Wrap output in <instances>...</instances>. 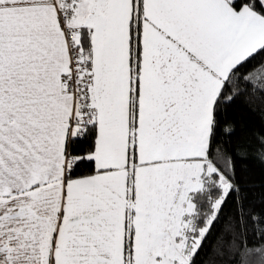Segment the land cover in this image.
Wrapping results in <instances>:
<instances>
[{
    "label": "snow or ice",
    "instance_id": "6c2138e0",
    "mask_svg": "<svg viewBox=\"0 0 264 264\" xmlns=\"http://www.w3.org/2000/svg\"><path fill=\"white\" fill-rule=\"evenodd\" d=\"M258 56L264 0H0V264H264Z\"/></svg>",
    "mask_w": 264,
    "mask_h": 264
},
{
    "label": "trees",
    "instance_id": "16d2710c",
    "mask_svg": "<svg viewBox=\"0 0 264 264\" xmlns=\"http://www.w3.org/2000/svg\"><path fill=\"white\" fill-rule=\"evenodd\" d=\"M264 62V56H258L245 71L259 66ZM259 69H257L258 71ZM248 100L250 104L243 101ZM264 107V98L257 96L242 98L241 102H237L221 114L222 122L231 123L235 126L234 132L224 133L221 131L218 134L220 145H227L229 149L241 144L255 145L256 137L264 135V118L261 117L260 109ZM237 174L240 180V185L245 189L248 200L254 202L257 207L261 206L264 201V166H261L258 160L249 159L243 165L237 164ZM235 211V204L231 201L228 207L224 209V215L229 216ZM221 225L217 224L213 232V238H210L209 245L212 244V239L220 232ZM208 249H206V252ZM201 260L207 264V256L201 254Z\"/></svg>",
    "mask_w": 264,
    "mask_h": 264
}]
</instances>
